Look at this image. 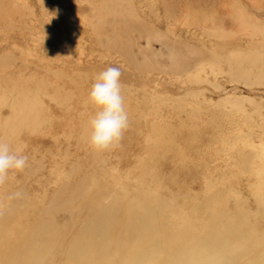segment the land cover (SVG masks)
<instances>
[{
	"label": "rangeland",
	"instance_id": "374dc122",
	"mask_svg": "<svg viewBox=\"0 0 264 264\" xmlns=\"http://www.w3.org/2000/svg\"><path fill=\"white\" fill-rule=\"evenodd\" d=\"M109 66L128 126L98 151ZM0 142L27 158L0 264H264V0H0Z\"/></svg>",
	"mask_w": 264,
	"mask_h": 264
},
{
	"label": "clouds",
	"instance_id": "9594fccd",
	"mask_svg": "<svg viewBox=\"0 0 264 264\" xmlns=\"http://www.w3.org/2000/svg\"><path fill=\"white\" fill-rule=\"evenodd\" d=\"M120 77V69L109 66L94 77L89 89L86 103L91 104L95 112L88 120L87 142L94 150L114 147L128 126ZM26 162L25 156L11 151L7 143L0 142V182L10 171L22 170Z\"/></svg>",
	"mask_w": 264,
	"mask_h": 264
},
{
	"label": "bare ground",
	"instance_id": "6f19581e",
	"mask_svg": "<svg viewBox=\"0 0 264 264\" xmlns=\"http://www.w3.org/2000/svg\"><path fill=\"white\" fill-rule=\"evenodd\" d=\"M241 19H243V18H241ZM262 153H263L262 156H264V152H262ZM259 156H260L259 153H256L254 158L249 159V162L247 164L248 167H246V170L255 174L256 175L255 177L258 178L259 182H256V183L253 182L252 188L254 189V192L257 195V197L259 199H262V197H260V196H261V194L264 195V181H263L264 180V165H263V163H261V162L258 163L255 160V158L259 157ZM259 158H261V157H259ZM115 242H116V240H113V246L116 245ZM187 252L188 251H185V254L180 255L181 258L176 259L175 264H196L195 263V256H194L193 252L192 253L191 252L187 253ZM93 258H94V256L92 255L91 251L88 250L87 252H85L83 254L82 264H91L90 262L93 260ZM15 262L18 263V260L13 259L12 263H15ZM165 264H168V263H165Z\"/></svg>",
	"mask_w": 264,
	"mask_h": 264
}]
</instances>
